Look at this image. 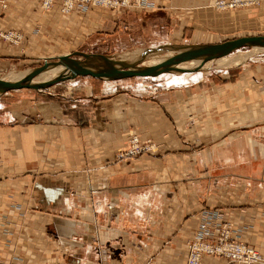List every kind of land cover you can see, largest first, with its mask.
<instances>
[{
	"label": "crops",
	"instance_id": "1",
	"mask_svg": "<svg viewBox=\"0 0 264 264\" xmlns=\"http://www.w3.org/2000/svg\"><path fill=\"white\" fill-rule=\"evenodd\" d=\"M215 1L75 4L62 14L57 1L44 10L37 0H0V31L21 35L0 38V62L49 57L94 36L120 51L160 35L191 45L264 35V5L218 10ZM233 75L206 90L158 86L148 101H96L86 85L71 106L27 96L2 109L0 264H184L188 241L212 239L221 220L264 256V65ZM136 130L153 153L115 159Z\"/></svg>",
	"mask_w": 264,
	"mask_h": 264
},
{
	"label": "rangeland",
	"instance_id": "2",
	"mask_svg": "<svg viewBox=\"0 0 264 264\" xmlns=\"http://www.w3.org/2000/svg\"><path fill=\"white\" fill-rule=\"evenodd\" d=\"M213 5H215V3H213ZM260 5H264V4H259L256 6H260ZM248 7H255V6L245 5V6H237L233 8H219L218 10L248 8ZM96 8L108 9L102 7H96ZM214 8L217 9L218 7L214 6ZM108 10H117V9H108ZM62 14H67V13H62ZM91 38L92 39L90 41L86 40L85 42L76 46L74 49L73 48L65 49L57 52L49 51V54H47L49 57L29 59V60L25 59L23 61H10L6 63L0 62V78H4L8 74H11V72H23V71L33 70L34 68L40 66L44 60L55 61L58 55L60 56L63 53H70L74 51H80L87 54H100L110 58L111 57L117 58L119 56L134 57L140 53L149 52V51L150 52L160 51L158 52L157 55L163 56L166 54V50L173 51L172 48H174V46H184V45L191 46V44L186 41H181L179 39L172 41L166 39L164 35L163 36L160 35L159 37H155V39H151V41H147L137 46H132L120 51L118 50L110 51L108 49V40L95 39V36ZM232 38H236V37L223 38L219 42ZM173 54H175L174 51ZM144 59L142 61L137 62L136 67L149 66V64L144 63L148 58L146 57V59L145 60ZM254 65H264L263 48L243 47L226 54L225 56H223V58L221 57V59L217 58L206 61L204 63L199 62L197 64L196 63L194 64L191 61H189L183 63L182 67H180L181 65L179 66V68L181 69L182 68L192 69V71L190 72H181L177 70L166 73L164 72V74L161 75L158 74L156 76H151V77H129L119 80L93 78L90 76H76L73 79H64L61 81H57L53 84H49L39 89L19 88L14 90H8L5 92H0V111H2V109H4L10 103H14L19 99H23L24 97L27 96L37 97L40 99L44 98L48 100H53L55 102H58L60 105L71 106L74 105L76 99L79 96L85 93L83 86L86 85L87 86L91 85L92 88L94 89L93 95H97L96 101L108 99L110 95H115L119 93H126L128 96H134L138 100L148 101L152 99L151 96L153 95L152 93L154 91V88H158V86L161 87L163 85V87L169 88L176 84H185V85L189 84L192 85V87L206 90L210 87L214 88V86L217 84L227 82V80H232L234 78L233 74L240 72V69L246 67L251 68ZM227 75L228 78L226 79L222 78L223 76L225 77ZM131 134H138L140 137L145 136L144 133L139 132L137 130ZM116 146L117 145L112 147L116 148ZM115 159L117 158L115 157ZM212 183L215 185L216 180L213 181ZM20 263L24 264L22 260Z\"/></svg>",
	"mask_w": 264,
	"mask_h": 264
},
{
	"label": "built area",
	"instance_id": "3",
	"mask_svg": "<svg viewBox=\"0 0 264 264\" xmlns=\"http://www.w3.org/2000/svg\"><path fill=\"white\" fill-rule=\"evenodd\" d=\"M43 9H47L52 3L58 2L61 12L70 11L75 4L86 6L118 9L122 7H142L140 0H37ZM172 1V0H170ZM264 4V0H216L218 8H233L237 6ZM4 6V4H2ZM21 35L14 31H0V38L8 42L16 43ZM156 146L148 138L140 137L138 134H131L125 142V147L119 150L115 157L126 159L139 155L153 153ZM214 219L215 216H208L206 219ZM208 219V220H209ZM187 254L184 264H200L203 256L220 257L227 260V264H262L264 256L236 237L232 226L224 220L219 221L214 237L212 239L193 238L188 241ZM20 257H13L7 264H22Z\"/></svg>",
	"mask_w": 264,
	"mask_h": 264
},
{
	"label": "water",
	"instance_id": "4",
	"mask_svg": "<svg viewBox=\"0 0 264 264\" xmlns=\"http://www.w3.org/2000/svg\"><path fill=\"white\" fill-rule=\"evenodd\" d=\"M186 47L187 49L185 51L175 53L158 64L137 68H129L126 65L114 67V61L106 56L74 51L57 56L55 61L44 60L43 63L34 68L26 78L19 81L9 82L0 80V92L19 88L39 89L57 81L73 79L76 76H90L93 78H103L109 80H119L129 77L156 76L160 73L172 70L171 66L190 59L199 58L200 63H204L243 47H258L264 49V35L240 36L218 43L191 45ZM89 62L96 64L97 68L88 69L86 65ZM48 64L63 65L65 69L68 70V73L66 76H61L58 79H54L47 83L31 84L29 82L31 78ZM179 71L190 72L192 69H180Z\"/></svg>",
	"mask_w": 264,
	"mask_h": 264
},
{
	"label": "bare ground",
	"instance_id": "5",
	"mask_svg": "<svg viewBox=\"0 0 264 264\" xmlns=\"http://www.w3.org/2000/svg\"><path fill=\"white\" fill-rule=\"evenodd\" d=\"M52 5H53V3H52ZM52 5L49 6L47 9H44V10H49L52 7ZM70 11L62 12V13H69ZM186 46L187 45L174 46V48H172V49H173L174 53H179V52L185 51L187 49ZM173 51L166 50V54L164 53L165 55H163V53H162L163 56H158L157 55L158 52H160V51H151V52L149 51V52L140 53V54H138V55H136L134 57L119 56L117 58H115V57L114 58L108 57V58H110V59H112L114 61V64H113L114 67H121L123 65H126L129 68H137L138 66L136 67V63L139 62V61H142L144 58L146 59V57L148 59L144 63L149 64V66H151V65L158 64V63L164 61L165 59L169 58L170 56L174 55ZM221 57L223 58V56H221ZM221 57H218V58L221 59ZM189 61H191L194 64L195 63L197 64V63L200 62L199 58L190 59V60L181 62V63H179L177 65L171 66L172 70L167 71V72L180 70L181 68H179V66L181 65L180 67H182L183 63L189 62ZM86 67L88 69H96L97 68L96 64H94L92 62L87 63ZM182 69H184V68H182ZM31 72H32V70L23 71V72H11V74H8L4 78H0V80L9 81V82L19 81L21 79L26 78ZM67 73H68V70L65 69V67L63 65L48 64L43 69H41L36 75H34V77H32L29 82L31 84H43V83H47L49 81H52L54 79H58L61 76H66ZM161 74H164V72L160 73L159 75H161Z\"/></svg>",
	"mask_w": 264,
	"mask_h": 264
}]
</instances>
